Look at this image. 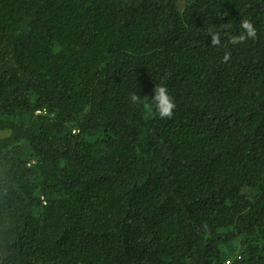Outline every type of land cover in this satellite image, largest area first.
I'll return each instance as SVG.
<instances>
[{"label": "trees", "instance_id": "1", "mask_svg": "<svg viewBox=\"0 0 264 264\" xmlns=\"http://www.w3.org/2000/svg\"><path fill=\"white\" fill-rule=\"evenodd\" d=\"M226 261L264 264V0H0V264Z\"/></svg>", "mask_w": 264, "mask_h": 264}, {"label": "clouds", "instance_id": "2", "mask_svg": "<svg viewBox=\"0 0 264 264\" xmlns=\"http://www.w3.org/2000/svg\"><path fill=\"white\" fill-rule=\"evenodd\" d=\"M228 25L224 24L223 28H227ZM240 28L242 31L236 35H228V42L237 45L243 44L249 39H255L257 31L253 23L249 18H244L240 21ZM209 35H211L212 46H220L221 44V32L216 31L214 28L209 29ZM231 53H225V59H227ZM153 94L151 97L141 96L135 92L131 93L130 100L133 104L142 105L143 109L149 113H155L160 119H171L173 111L176 107L174 98L169 94L167 87L164 84H155L152 90Z\"/></svg>", "mask_w": 264, "mask_h": 264}, {"label": "built area", "instance_id": "3", "mask_svg": "<svg viewBox=\"0 0 264 264\" xmlns=\"http://www.w3.org/2000/svg\"><path fill=\"white\" fill-rule=\"evenodd\" d=\"M229 262L228 261H226V263L225 264H228Z\"/></svg>", "mask_w": 264, "mask_h": 264}]
</instances>
